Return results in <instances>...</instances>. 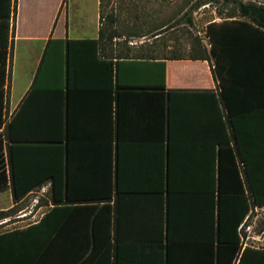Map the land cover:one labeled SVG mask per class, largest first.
Instances as JSON below:
<instances>
[{
	"label": "crops",
	"instance_id": "obj_1",
	"mask_svg": "<svg viewBox=\"0 0 264 264\" xmlns=\"http://www.w3.org/2000/svg\"><path fill=\"white\" fill-rule=\"evenodd\" d=\"M209 5L190 23L169 9L133 13L130 23L109 13L115 34L102 59L99 0H16L0 65V226L25 229L53 206L49 180L13 197L7 162L12 116L15 139L31 142L49 112L67 145L68 198L94 205L109 194L119 264H217L218 146L231 142L206 28L246 19Z\"/></svg>",
	"mask_w": 264,
	"mask_h": 264
},
{
	"label": "trees",
	"instance_id": "obj_2",
	"mask_svg": "<svg viewBox=\"0 0 264 264\" xmlns=\"http://www.w3.org/2000/svg\"><path fill=\"white\" fill-rule=\"evenodd\" d=\"M108 2L99 0L98 56L102 59H110L104 50L111 45L115 34L112 14L104 15ZM213 2L196 0L182 19L190 23L189 14L195 7ZM233 3L238 16L246 20L210 24L206 28L213 76L220 89L231 142L218 146L217 264H264V248L240 250L238 235V227L248 210L264 206V181L260 180L259 167L264 163V5ZM15 9L16 0H0L2 71L9 45L10 15L15 14ZM2 107L0 88V126ZM16 116H12L6 130L13 197L25 195L49 180L53 206L36 224L0 233V264H119L116 210L109 204V194L94 205H74V200L67 196L63 162L68 151L63 135L56 134L58 128L53 124L57 118L46 112L45 132L31 136L34 138L31 142H20L14 136ZM30 164L35 165L34 172L26 169ZM3 168L0 152L2 181ZM24 176L31 182L22 181ZM115 188L118 191L117 184ZM4 215L1 212L0 218Z\"/></svg>",
	"mask_w": 264,
	"mask_h": 264
},
{
	"label": "rangeland",
	"instance_id": "obj_3",
	"mask_svg": "<svg viewBox=\"0 0 264 264\" xmlns=\"http://www.w3.org/2000/svg\"><path fill=\"white\" fill-rule=\"evenodd\" d=\"M113 1V0H112ZM239 1V0H235ZM245 3L254 2L256 4H263L264 1L262 0H240ZM173 2V3H172ZM196 0H115L113 3L110 2L108 4V7L105 8L104 12L107 14L112 13L121 17L125 21H128L130 23V20L132 21V15L133 13L141 14L142 12H152L155 13L159 12L164 13V11L170 10L172 16L175 15H181L184 12H188L190 6L194 4ZM172 3V5H170ZM110 5V6H109ZM209 8L215 10L216 13H225V14H234L236 13L235 4L231 3V0H215L212 4L208 6ZM143 15V14H142ZM136 16V15H134ZM191 19L193 18V14H190ZM174 17V16H173ZM172 17V18H173ZM128 23V24H129ZM124 22V24L118 25L116 28V31L120 33L126 32V29L122 25H128ZM179 30H184L185 32H188V28L186 26L179 27ZM45 195L49 196V189L45 193ZM28 199H26L23 203V206L27 205ZM250 217L249 221L256 220V223L254 225V232L256 234H259L261 231H264V210H259L255 212L253 209L250 210ZM24 223H21L20 225L15 226H0V233L6 232L8 230H11L13 228H18L21 226H24ZM255 247L258 248H264V235L262 236L261 242H256Z\"/></svg>",
	"mask_w": 264,
	"mask_h": 264
},
{
	"label": "built area",
	"instance_id": "obj_4",
	"mask_svg": "<svg viewBox=\"0 0 264 264\" xmlns=\"http://www.w3.org/2000/svg\"><path fill=\"white\" fill-rule=\"evenodd\" d=\"M255 212L259 210H264V206H254L252 208ZM251 213V211H250ZM249 216H247L243 222L238 227V235H239V245L241 249L244 248H258L255 247L256 242H261L262 236L264 235V231H261L259 234H256L254 232V225L256 223V220H253L252 222L249 221Z\"/></svg>",
	"mask_w": 264,
	"mask_h": 264
}]
</instances>
